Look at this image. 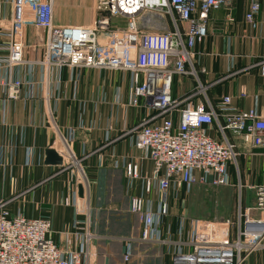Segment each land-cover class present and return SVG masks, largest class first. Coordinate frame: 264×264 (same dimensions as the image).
<instances>
[{"label":"crops","instance_id":"1","mask_svg":"<svg viewBox=\"0 0 264 264\" xmlns=\"http://www.w3.org/2000/svg\"><path fill=\"white\" fill-rule=\"evenodd\" d=\"M58 1H54L57 24L93 23L83 20L84 15L58 20ZM235 4L233 21L224 8L211 12L208 37L195 49L197 74L212 103L230 96L231 109H256L264 118V70L259 64L264 59V12L256 16L257 25L252 26L245 20L246 0ZM12 14L11 2L0 0V28L11 25ZM45 40L43 28H26V61L44 57ZM9 73L12 79L23 82L19 98L6 97L1 84L5 73L0 70V198L9 201L10 214L50 218L51 237L70 250L86 245L85 237L76 238L75 230L84 227L89 216L91 230L98 237L89 243L91 254L84 257V263L174 264L172 252L178 244L169 242L134 241L130 260L124 259L130 238L140 233L139 219L129 210L132 196H143L155 211L162 197L157 181H152L150 192L145 190L154 165L137 148L134 133H129L149 112L145 98L134 102L131 74L66 66L48 69L31 63H23ZM197 84L195 76L177 75L173 96L183 98ZM231 137L239 144V156L230 168L228 186L244 207H253L254 187L264 185V147L249 146L241 138ZM65 146L81 159L91 183L90 191H85L84 205L79 202L80 174L68 167L70 162L61 153ZM49 149L63 158L62 164L47 161ZM131 163L138 165L135 178L127 175ZM185 190L188 188H172L169 193L170 213L162 218L160 226L161 236L167 241L179 239L182 217L187 218L184 239L192 230L191 219L196 217L173 209L180 191ZM251 214L257 217L260 213L252 210ZM244 264H264V246L251 253Z\"/></svg>","mask_w":264,"mask_h":264},{"label":"built area","instance_id":"2","mask_svg":"<svg viewBox=\"0 0 264 264\" xmlns=\"http://www.w3.org/2000/svg\"><path fill=\"white\" fill-rule=\"evenodd\" d=\"M8 1L13 6L11 25L0 28V70L5 73L1 84L6 97L19 98L23 84L21 79H12L9 70L31 63L48 69L66 66L129 72L134 102L140 97L147 100V116L129 133H134L137 148L154 165L145 190L150 192L152 181H157L162 197L155 211L143 196H132L129 210L139 219L140 233L130 238L125 261L130 260L137 240L178 244L172 252L174 264H244L251 253L264 246V185L254 187L253 207H244L239 198L235 219L193 218L189 238L184 239L187 218L182 217L177 241L163 239L160 230L162 218L170 213L172 188L231 184L230 168L239 156V144L231 135L246 145L264 147V118L256 109H231L230 96L212 103L195 66V49L208 37L211 12L224 8L233 21L231 12L237 0H96L95 19L88 25L57 24L55 0ZM246 4L245 20L256 26V16L264 12V0H246ZM29 26L46 31L45 55L40 60L24 58ZM259 64L264 70V59ZM177 75L198 80L196 89L183 98L172 93ZM61 153L67 162H77L79 181L88 193L91 183L81 159L69 146ZM126 170L128 177H137L136 163L128 164ZM8 203L0 198V264H88L83 259L90 256L89 243L98 237L91 230L89 216L83 229L78 226L75 230L76 238L83 235L86 245L70 250L51 237L50 218L12 216ZM252 210L259 216L254 217Z\"/></svg>","mask_w":264,"mask_h":264},{"label":"rangeland","instance_id":"3","mask_svg":"<svg viewBox=\"0 0 264 264\" xmlns=\"http://www.w3.org/2000/svg\"><path fill=\"white\" fill-rule=\"evenodd\" d=\"M95 3L96 0H59L55 14L58 20L84 15L83 20L94 22ZM71 169L77 171L75 166ZM177 198L174 211L188 217L221 221L239 215V196L229 186L195 183L188 190L180 191Z\"/></svg>","mask_w":264,"mask_h":264},{"label":"water","instance_id":"4","mask_svg":"<svg viewBox=\"0 0 264 264\" xmlns=\"http://www.w3.org/2000/svg\"><path fill=\"white\" fill-rule=\"evenodd\" d=\"M47 161L53 164H62L63 158L54 149H49L47 151ZM78 190H79V202L81 205H84L85 189L82 183L79 184Z\"/></svg>","mask_w":264,"mask_h":264},{"label":"bare ground","instance_id":"5","mask_svg":"<svg viewBox=\"0 0 264 264\" xmlns=\"http://www.w3.org/2000/svg\"><path fill=\"white\" fill-rule=\"evenodd\" d=\"M75 164H77V162H76V161H75V162H70V163H69V165H70L71 167H72V165H74V166H75ZM69 165H68V167H69V168H71ZM81 166H82V163H81Z\"/></svg>","mask_w":264,"mask_h":264}]
</instances>
